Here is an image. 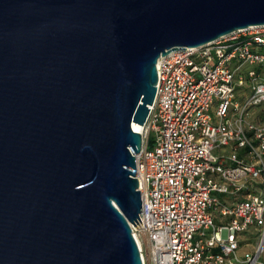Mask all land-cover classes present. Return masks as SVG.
<instances>
[{
  "label": "water",
  "instance_id": "water-1",
  "mask_svg": "<svg viewBox=\"0 0 264 264\" xmlns=\"http://www.w3.org/2000/svg\"><path fill=\"white\" fill-rule=\"evenodd\" d=\"M263 25L264 0H0V264H143L158 61Z\"/></svg>",
  "mask_w": 264,
  "mask_h": 264
},
{
  "label": "built area",
  "instance_id": "built-area-1",
  "mask_svg": "<svg viewBox=\"0 0 264 264\" xmlns=\"http://www.w3.org/2000/svg\"><path fill=\"white\" fill-rule=\"evenodd\" d=\"M185 49L158 61L137 155L143 264H264V25Z\"/></svg>",
  "mask_w": 264,
  "mask_h": 264
},
{
  "label": "rangeland",
  "instance_id": "rangeland-1",
  "mask_svg": "<svg viewBox=\"0 0 264 264\" xmlns=\"http://www.w3.org/2000/svg\"><path fill=\"white\" fill-rule=\"evenodd\" d=\"M259 111H261V108L259 109ZM143 132H144V129H143ZM224 199L231 200V198L229 196H225ZM247 241H248V244L243 243L241 246V249L239 252L241 256L246 252L253 251V249H254V245L256 243L255 240L253 238H249ZM261 261L264 262V255L261 257Z\"/></svg>",
  "mask_w": 264,
  "mask_h": 264
},
{
  "label": "bare ground",
  "instance_id": "bare-ground-1",
  "mask_svg": "<svg viewBox=\"0 0 264 264\" xmlns=\"http://www.w3.org/2000/svg\"><path fill=\"white\" fill-rule=\"evenodd\" d=\"M134 130L136 131V132H140V133H142L143 134V129H144V126H142V125H137V124H134Z\"/></svg>",
  "mask_w": 264,
  "mask_h": 264
}]
</instances>
